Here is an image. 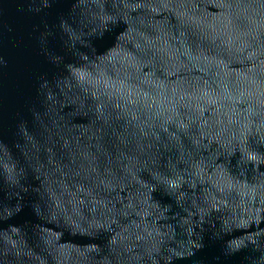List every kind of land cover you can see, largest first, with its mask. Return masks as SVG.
I'll return each instance as SVG.
<instances>
[{
    "label": "water",
    "instance_id": "obj_1",
    "mask_svg": "<svg viewBox=\"0 0 264 264\" xmlns=\"http://www.w3.org/2000/svg\"><path fill=\"white\" fill-rule=\"evenodd\" d=\"M0 264H264V0H0Z\"/></svg>",
    "mask_w": 264,
    "mask_h": 264
}]
</instances>
